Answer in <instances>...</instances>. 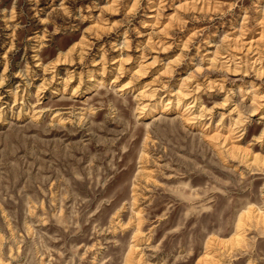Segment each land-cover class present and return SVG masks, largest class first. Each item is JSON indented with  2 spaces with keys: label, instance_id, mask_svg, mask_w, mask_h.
Masks as SVG:
<instances>
[{
  "label": "rangeland",
  "instance_id": "rangeland-1",
  "mask_svg": "<svg viewBox=\"0 0 264 264\" xmlns=\"http://www.w3.org/2000/svg\"><path fill=\"white\" fill-rule=\"evenodd\" d=\"M0 264H264V0H0Z\"/></svg>",
  "mask_w": 264,
  "mask_h": 264
}]
</instances>
